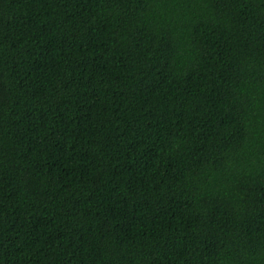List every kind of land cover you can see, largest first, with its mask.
Here are the masks:
<instances>
[{
	"label": "trees",
	"instance_id": "trees-1",
	"mask_svg": "<svg viewBox=\"0 0 264 264\" xmlns=\"http://www.w3.org/2000/svg\"><path fill=\"white\" fill-rule=\"evenodd\" d=\"M0 264H264V0H0Z\"/></svg>",
	"mask_w": 264,
	"mask_h": 264
}]
</instances>
